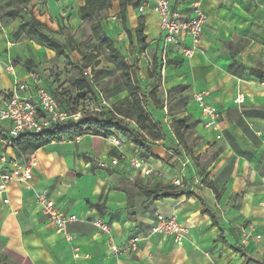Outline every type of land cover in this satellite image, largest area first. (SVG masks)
Returning a JSON list of instances; mask_svg holds the SVG:
<instances>
[{"label": "crops", "instance_id": "obj_1", "mask_svg": "<svg viewBox=\"0 0 264 264\" xmlns=\"http://www.w3.org/2000/svg\"><path fill=\"white\" fill-rule=\"evenodd\" d=\"M76 2L78 7L84 4L83 0ZM192 2L171 0V6L179 11L181 18H188L192 15ZM204 10L208 22L201 49L193 59L184 58L180 47L190 46V38L182 36L178 45L168 48L163 75L164 82L170 86L188 87L191 100L185 106L186 117L197 106L193 102L195 94H204L206 102L222 112L220 132L206 129L203 119L194 126L205 141L199 152L210 153L213 143L223 142L222 151L216 162L208 166L206 175L199 174L195 160L189 155L192 162L185 172L184 189L187 195L184 193L178 199L151 201L134 186L142 197L136 196L138 204L132 207L129 188L125 185L118 188V175H111L108 171L113 167L104 168L100 164L118 156L109 139L83 136L52 142L36 151L38 163L33 170L34 190L26 191L10 185L6 195L10 204H0V264L4 261L13 264H248L250 260L264 264V254L250 256L253 253L250 251L252 244L247 247L241 245L239 230L242 222L252 216L251 202H264V164L259 165L257 161L264 155V83L250 75L251 69H264V0H206ZM145 34L146 41L153 48V55L148 54L149 67L150 60L159 58L164 46L159 17L151 11ZM232 63H235L233 73L230 72ZM15 74L14 82L21 83L19 78L22 73L17 71ZM28 79L25 83L31 84V77ZM7 82L10 84L13 79L5 78L2 83ZM12 88L13 85L9 92ZM238 97H242L244 102L236 104ZM10 127L8 122L0 123V158L5 155L9 159L20 160L25 154L15 148L4 150L1 143ZM171 135L166 133L165 139L155 146L153 152H158L155 153L158 159H149L162 178L132 173L135 178L144 181H140L141 184L147 187L166 186L171 177L180 171L178 161L186 152L172 131ZM218 135H222L219 140ZM168 146L178 147L179 153L170 151ZM135 149L132 144L126 148L132 153ZM84 155L91 156L97 167L84 159ZM6 167L10 168L9 165ZM115 168L131 171L123 164ZM221 171H224V182L221 193L217 191L216 195L202 181L208 176L210 183L214 184ZM45 192L66 214L90 222L99 216H106L119 246L139 235L144 239L140 251L122 253L116 258L110 252L107 239L100 236L90 222L70 224L67 237L57 233L48 216L35 205L36 193ZM241 195L245 196L247 204H240ZM196 197L205 201L208 209L216 215L218 225L213 224L210 216L201 214L202 205ZM231 199L232 202L238 201L237 205L230 203ZM97 203L105 207V212L101 213L93 207ZM263 210L257 213L262 222ZM157 214L175 215L181 224L189 228L190 235L183 247L174 246L171 239L161 235L149 236ZM222 238L231 247L240 249V253L227 247ZM74 248L80 249L79 259L74 257ZM244 250L248 259L240 256Z\"/></svg>", "mask_w": 264, "mask_h": 264}, {"label": "rangeland", "instance_id": "obj_2", "mask_svg": "<svg viewBox=\"0 0 264 264\" xmlns=\"http://www.w3.org/2000/svg\"><path fill=\"white\" fill-rule=\"evenodd\" d=\"M63 2L67 4H62ZM146 2L147 0H143L139 7L129 8L127 27L132 34L130 40L122 28L118 0H112L110 9L94 15L86 22L81 21L79 16L76 17V10L79 8L76 0H32L28 3L19 0H0V97L7 95L12 85L14 86V81H16L14 76H16L15 72L17 73V71L22 73L21 78H19V81H22L21 83L29 81L30 75H36L39 84L30 85L32 91L47 88L46 90L53 93L52 95L58 101L60 108L67 114L81 111L82 117L86 115L98 116L105 109H109L113 103L127 96V92L124 91L122 68L110 61L109 51L103 46L102 40L95 38L92 34V25L99 23L102 37L113 39V43L121 53L124 63L130 65L134 62L137 63L143 88L148 94L155 93L157 95L159 103H155L150 111L154 119L163 125L165 133L172 137V131L176 137L175 121L182 118L186 119V125H192L188 130L182 128L180 131L191 150V154H186L193 157L199 174L205 176L208 166L216 162V157L222 151L223 142L210 144L212 148L210 153L207 151L199 152L198 149L205 144V141L201 136V132L194 126L197 125L198 120L203 119V116L197 106L193 108L192 114H189L188 117L184 115L185 104L191 100L188 87L170 86L165 83L162 69L156 78L149 76L152 67L147 66V60L148 54L153 55V48L151 43L146 41L148 48L145 52H142V46L136 34V30L141 24L145 25L144 34L146 33V22L150 11L146 10L145 13L140 11V7ZM13 11H20L15 19L9 16ZM32 18L43 24L41 28L43 34L64 45V56H56L54 51L45 48L40 43V40L34 35V29L31 25H28ZM144 60H146L145 66L142 65ZM85 67L87 69H84ZM85 73H87V81L91 85V93L89 94H84L86 92L85 85L82 89L77 86V82ZM5 78L8 80L13 79L11 85L9 82L2 83ZM202 132L205 133L203 130ZM167 148L172 152H178L176 146L172 148L168 146ZM8 149L6 147L4 150ZM154 149L155 146L152 147V152ZM126 152L132 154V152ZM155 153L158 152L155 150L153 154L156 155ZM142 155L144 158L150 159L147 155ZM263 160L264 155L260 159L258 158L259 165L264 164ZM92 166L97 167L95 160L92 161ZM112 169L108 171L111 175H118L119 183L117 187L121 188L122 185H125L129 188L130 205L136 207L138 201L135 197H139L140 194L134 188V183H140V181L144 183V181L135 178L132 174L135 173L133 170L131 172L129 169L115 167ZM218 173L214 185L218 193H221L224 171ZM210 182L211 180L207 176L206 179H203L202 184L206 186ZM175 193L180 195L186 194L187 191L181 189L175 191ZM221 196L220 194V198ZM140 197L142 196L140 195ZM232 201L231 199L230 203L237 205L238 201ZM239 202L240 204H247L248 201L245 196L241 195ZM261 203L251 202V206H253L252 216H248L249 218L242 222L243 227H252L256 234L261 236L260 240L252 242L251 246L249 245L250 251L253 252L250 254L251 257L264 254V222L257 215L260 209L263 210ZM245 253V250L242 251L240 256L248 259ZM2 264L13 263L4 261ZM248 264H256V262L250 260Z\"/></svg>", "mask_w": 264, "mask_h": 264}, {"label": "built area", "instance_id": "obj_3", "mask_svg": "<svg viewBox=\"0 0 264 264\" xmlns=\"http://www.w3.org/2000/svg\"><path fill=\"white\" fill-rule=\"evenodd\" d=\"M206 0H193L191 4L192 15L188 18H181L177 9L171 6V0H147L140 7V11L145 13L149 10L159 17L160 31L163 41V50L159 59L162 63V71L167 64L168 48L178 45L182 36L190 38V46L180 47L181 55L186 59H193L195 54L201 49L202 37L208 22V15L204 10ZM150 60L149 67H152ZM87 75V73H85ZM32 83L16 82L12 90L5 96L0 97V123L8 122L11 124L8 134L1 141L6 148L14 149V141L20 136L28 133L38 134L46 129L53 128L57 125H65L69 121L77 122L82 118V112L67 114L64 112L56 98L46 89L39 88L32 91L30 85H38L39 79L36 75H30ZM193 102L197 104L203 116L204 127L220 132V123L222 121V112L209 105L204 94H195ZM244 102L242 97H238L236 104ZM167 112V110H166ZM218 135L217 139H221ZM111 146L118 151V156L101 162V166L117 167L120 164L129 167L131 170L140 173L143 177L156 176L162 178L156 167L141 156L139 149L133 150L130 155L126 151L127 144L118 137L109 138ZM157 142L156 144H158ZM192 159L189 155L183 153L178 164L180 171L171 177L168 185L181 190L186 187L185 178L186 170L191 167ZM36 152L21 155L20 160L9 159L5 155L0 158V204L7 206L10 204L8 196V187L16 185L26 191H33V170L37 167ZM9 165L10 168L6 166ZM264 184V181H263ZM35 205L42 213L48 216L49 220L55 226L57 233L67 237L68 226L77 222H90L87 219H80L76 215H70L60 210L56 202L51 198L49 193H36ZM264 207V202L262 203ZM97 233L107 239L110 252L116 258L122 253H138L140 244L144 240L139 235L132 237L125 245L119 246L114 237L113 226L106 219V216H99L90 222ZM241 235V245L249 246L252 242L260 240L261 236L256 234L252 227H239ZM161 235L172 240L173 245L183 247L187 241L190 230L181 224L177 217L156 215L154 224L151 227L149 236ZM80 249L74 248V257L79 259Z\"/></svg>", "mask_w": 264, "mask_h": 264}, {"label": "trees", "instance_id": "obj_4", "mask_svg": "<svg viewBox=\"0 0 264 264\" xmlns=\"http://www.w3.org/2000/svg\"><path fill=\"white\" fill-rule=\"evenodd\" d=\"M19 1L28 3L32 0ZM142 1L143 0H118L122 28L127 33L130 40L132 34L127 27L129 8L139 7ZM83 2L84 4L78 9V16L83 22L90 20L94 15H98L103 11L110 9L112 6V0H83ZM19 14L20 11H13L9 16L15 19ZM28 25L32 26L35 37L40 40V43L45 48L54 51L58 57L64 56V45L48 35L43 34L41 32L43 24L40 21L32 18ZM91 30L93 36L102 40L103 46L109 51L110 61L122 68L124 91L127 92V96L113 103L109 109H105V111L98 114V116L86 115L77 122L69 121L65 125H57L38 134H24L14 141L15 149L21 154H29L48 146L52 142H61L66 138L95 136L109 139L111 137H118L122 139L125 144H132L134 147L139 149L142 157V154H144L147 155L148 158L158 159V157L153 154L152 147L156 146L157 142L163 141L166 137V133L163 125L154 119L153 114L150 111L151 107L155 103H159L157 95L155 93L148 94V92L143 88L139 78V68L137 63L134 62L132 65L124 63L121 53L113 43V39L111 37H102L99 23L93 24ZM144 30V24H141L136 30L137 39L142 46V52H145L148 47L146 44V35L144 34ZM234 64L235 63H232L230 66V72L232 73ZM84 69H87V67ZM151 69L152 70L149 76L151 78H156L162 69V63L158 57H154ZM250 75L259 82L264 83L263 68L251 69ZM86 76L87 75H82V78L77 82V86L82 89L83 85H85L86 92H84V94H89L91 93V85L89 81H87ZM175 124V135L177 140L184 148L185 152L187 154H191V150L189 149L184 135L180 130L182 128H184V130H188L192 125H186L185 118L176 120ZM84 159L88 162L93 161V158L89 155H84ZM134 186L142 196L151 201L178 199L180 197V195L175 193V191L179 190L170 185L147 187L141 183H134ZM207 187L214 191L217 195V189L213 183H207ZM196 198H198L202 205L201 214L210 216L213 224L218 225L216 215L208 209L205 201L199 197ZM93 207L101 213L105 212V207L100 203L93 205ZM222 240L224 239L222 238ZM224 242L227 247L237 253H240V249L231 247L225 240Z\"/></svg>", "mask_w": 264, "mask_h": 264}]
</instances>
